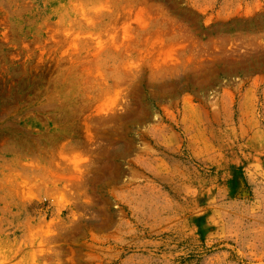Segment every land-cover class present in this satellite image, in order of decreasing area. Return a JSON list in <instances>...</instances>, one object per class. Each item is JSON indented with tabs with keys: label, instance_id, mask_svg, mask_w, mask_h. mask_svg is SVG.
Instances as JSON below:
<instances>
[{
	"label": "rangeland",
	"instance_id": "rangeland-1",
	"mask_svg": "<svg viewBox=\"0 0 264 264\" xmlns=\"http://www.w3.org/2000/svg\"><path fill=\"white\" fill-rule=\"evenodd\" d=\"M0 264H264V0H0Z\"/></svg>",
	"mask_w": 264,
	"mask_h": 264
}]
</instances>
